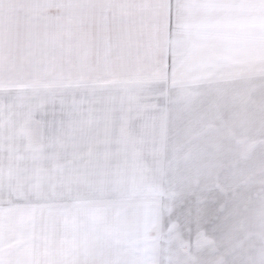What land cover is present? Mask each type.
<instances>
[{"label":"snow or ice","instance_id":"6c2138e0","mask_svg":"<svg viewBox=\"0 0 264 264\" xmlns=\"http://www.w3.org/2000/svg\"><path fill=\"white\" fill-rule=\"evenodd\" d=\"M188 8L189 0H160L157 15L146 23L145 45L131 72L133 87L120 95L89 99L90 115L105 122L118 117L119 142L124 149L141 143L147 145L149 141L155 149L158 131L171 118L172 100L165 90L185 77L191 61ZM50 23L47 17H42L43 31L25 40L0 37V60L20 62L30 69L22 76L30 84L29 91L14 96L3 93L0 103L6 111L20 110L30 124L50 130L40 147L5 149L6 155L0 158V264H111L92 256L57 262L29 261L21 258L20 249L8 248L13 239L27 245L36 235L54 238L62 222L67 228L83 212L97 217L106 213L130 216L136 204L135 191L122 184L120 168L109 166L107 155L97 152L81 155L79 151L69 152L65 146L61 137L65 120L56 119L57 112L61 117L65 112L64 96L45 85L69 80L70 75L48 71L56 63L60 48L49 36ZM222 36L219 26L200 30L198 43L208 50L205 66L209 72L219 63L214 48ZM99 71L105 79L123 74L111 63H105ZM44 89H48L49 101L41 110L42 118L37 120L29 101L32 94ZM49 115L53 119H46ZM190 196H195L198 205L217 209L208 223L213 220L223 223L218 213L226 207L227 189L218 180L198 184L192 194L181 200Z\"/></svg>","mask_w":264,"mask_h":264},{"label":"crops","instance_id":"0c3cea01","mask_svg":"<svg viewBox=\"0 0 264 264\" xmlns=\"http://www.w3.org/2000/svg\"><path fill=\"white\" fill-rule=\"evenodd\" d=\"M97 3L112 2L114 8L111 12L114 13V20L119 19L123 25L118 27L120 37L116 41V49L120 50L123 44L128 46L131 51L129 58L124 57L121 60L115 61V66L127 72L128 78L120 79H99L94 80L83 79L79 90L70 92L66 103V122H67V138L66 148L69 152L79 151L81 155H87L89 152H97L107 155V163L113 169L119 167L122 173L121 179L124 185L133 189L137 193L145 186L146 174L159 165H167L170 159V154L165 146L154 152L151 142L147 145L141 143L124 149L120 146L119 136L120 128L118 117H112L105 122L99 116H93L88 113L89 99L93 96L111 97L120 95L130 90L134 85V79L131 72L136 64L138 56L142 52L141 45H145V41L140 40L141 35H145L146 23L157 15V5L160 0H95ZM128 2V5L126 3ZM146 3H149V7ZM259 3L264 4V0H189L188 17L192 20V45L191 58L195 59L198 64L205 63L208 50L198 43L200 38V30L204 28H214L219 26L222 29L223 36L216 41L214 51H223L225 54H230L232 59L241 51V56L246 54V62L249 61V51L264 50V23L261 26L263 29L258 30L250 40L248 32L251 27L249 22V7L250 4L259 6ZM119 4V5H118ZM140 4V7H139ZM264 9L261 10V18H264ZM100 14L104 13L101 9ZM137 20H140L139 22ZM146 20V22H142ZM258 23V22H257ZM258 27V24H254ZM142 41V42H141ZM253 45H258L253 47ZM260 45V46H259ZM140 54L134 50H139ZM200 52H203L202 55ZM237 53V54H236ZM119 55V54H118ZM90 54L84 61V67H91L102 63L98 59L91 62ZM201 61V62H199ZM90 62V63H88ZM118 62V63H117ZM90 69L88 73H90ZM125 73L118 75L122 77ZM243 78L240 75H225L219 74L216 71L206 75L203 81L198 79L190 81L191 87L204 89L205 92L211 91L215 94L218 87H223L227 90L228 97L236 96L241 103L252 102L255 98H259V94L250 95L246 90V95H237L244 93L246 86H237L239 81L244 82L245 78L250 75L245 74ZM220 77V79H217ZM255 78L264 79V75L254 76ZM88 84H87V82ZM73 88V86H72ZM67 93V92H66ZM71 97V98H70ZM206 102V101H205ZM73 137L76 138L75 142ZM202 164L204 170L210 175L216 173L221 167V158L214 154L211 150L203 155ZM210 180H216L215 174L210 177ZM169 193L160 195H149L144 198H137L134 212L130 216L116 213H106L99 217L90 212H83L79 217L73 219L71 224L66 228L65 243L66 252L65 259L75 256L88 257L92 256L97 259H102L107 262H122V264H175V261L186 255L184 243H187L178 236H173L171 243L162 239L156 241L149 240V235L152 233L158 234L162 223L157 221V214L154 213V202L161 196L162 202L167 199ZM157 196V197H155ZM195 198L191 196L188 200ZM181 204L187 205V210H193L190 202ZM176 204L168 201L161 206L165 217H171V220L176 221L175 224L167 223V231L170 224L175 228L180 229V219L177 218V212L181 210ZM198 209V208H197ZM196 209V210H197ZM145 211L143 220L146 223H138L135 217ZM175 215L172 217V215ZM159 220V219H158ZM165 231L162 230L161 233ZM180 231L176 233L180 234ZM210 238V237H209ZM199 239V238H196ZM196 239L192 242H196ZM214 239V238H210ZM209 239L208 244L211 242ZM58 238H50L47 243L56 244ZM202 240V238H201ZM181 246V247H180ZM190 253V252H189ZM54 258L56 256H53Z\"/></svg>","mask_w":264,"mask_h":264},{"label":"rangeland","instance_id":"374dc122","mask_svg":"<svg viewBox=\"0 0 264 264\" xmlns=\"http://www.w3.org/2000/svg\"><path fill=\"white\" fill-rule=\"evenodd\" d=\"M146 4L149 7V3ZM259 4V6L250 4L249 7V22H251V27H249L248 32L250 34V40L253 39L254 34L257 33L258 30L263 29L261 26L264 23V18H261V10L264 9V4ZM126 5H128V2ZM113 8L114 3L112 2L97 3L95 0H0V37L7 36L14 40H25L30 36H37L43 31L42 17H47L48 20L51 21L48 27L49 36L60 45V48L57 53L56 63L53 67L49 68L48 71L67 72L70 75V79L60 82L54 81L50 85H45V87L56 88L64 96L65 112L63 117H61V113L57 112L56 119L59 120L63 118L65 120L64 130L61 131V137L65 141V146L67 138L66 103L68 96H72L69 95V93L72 92V90H79L83 79L94 80V82L101 79L102 73L99 69H101L105 63L114 65L115 61L118 60H121V63L124 57L128 59L131 53L128 46L123 43L119 51L116 49V41L120 37V30L118 27L123 25L120 23L119 19L114 20V13L111 12ZM99 9L104 13L100 14L98 11ZM137 21L139 22L140 20ZM189 21L190 24H192L190 18ZM142 22H146V20H142ZM253 23L258 24V27H254ZM137 37L145 41V35H139ZM257 46L258 45H253V47ZM140 47L143 49L144 46L141 45ZM140 47L138 51L134 50L132 53L137 52L140 54ZM200 53L202 55L203 52ZM247 53H249L248 62L245 60V53L241 56V51H238V55H235V59H232V56H228L230 54H225L223 51H214V55L219 63L212 72L217 70L221 75L235 74L240 75V78L246 77L243 76L245 74L250 75L248 78L244 79V82L239 81L235 85L239 87L246 86L244 89L248 90V94L252 96L261 92L262 83H264V79L254 77H262L264 75V50H251ZM89 54L91 58H94L91 62L100 59L102 63L89 68L84 67L83 60L88 57ZM189 67L191 71L199 73L198 76L191 78V82L196 79H198V81H203L207 78L206 75L210 74L206 69L205 63L198 64L193 58H191ZM75 69H79L82 73H88L90 69V73L95 74V76L90 78L86 75H73L72 72ZM29 70L26 64L0 60V99H2L3 93L14 96L28 92L30 84L25 81L22 76L23 73ZM122 72L125 73L122 77L118 78L117 76H112L106 78V80L114 78L124 79L130 76L124 70H122ZM197 88L198 87L194 89ZM258 100L259 98H255L251 103H258ZM57 107L59 108V105H57ZM39 119L40 117L38 116L37 120ZM46 119L51 120L53 117L49 115ZM49 134V129H44L37 124H30L24 118L20 110L6 111L3 103H0V158L6 155L5 149L24 150L30 146L40 147L42 138ZM214 174L215 172L210 175V177ZM167 196L169 197H167L166 200L164 199L163 202L161 196L157 200H152L155 203L154 213L157 214V218L159 219H157V221L162 223V226L158 234L154 232L149 235L148 239L153 241L158 239H162L165 242L170 241L168 242L169 245L174 246L175 244L171 243V240L173 236H178L187 242L184 243V247H182L185 249L186 254L195 252L197 249H208L201 247L194 241L192 244L191 242L196 238H202V245H204L210 238H214L213 230L220 225V221L213 220L212 223H208L207 221L210 217L217 214V209H209L206 204L198 205L196 198L188 200L191 196L186 200H181V196L174 192H169ZM166 201L181 206L179 207L181 210L177 212V218H179L181 222V231L180 229L177 230V228L172 225L170 228V224H168L169 227L167 231V223L171 221V224L176 225V221L171 220L170 216H167V218L165 217L161 206ZM184 202H190L193 210H187V205L181 204ZM144 214L145 211L135 217L138 223H146V221L143 220ZM218 214L221 218H224L223 212H219ZM174 215L175 213L172 217ZM162 230L165 231L161 233ZM176 231H180V234L176 233ZM65 232L66 228L62 222L60 230L55 235V237L58 238L56 244L46 242L51 237L46 238L41 235H36L27 245H22L20 240L13 239L8 245V248L9 250L20 249L21 258L24 260H40L47 262L62 261L65 260L66 252ZM53 256L56 257L54 258Z\"/></svg>","mask_w":264,"mask_h":264},{"label":"clouds","instance_id":"9594fccd","mask_svg":"<svg viewBox=\"0 0 264 264\" xmlns=\"http://www.w3.org/2000/svg\"><path fill=\"white\" fill-rule=\"evenodd\" d=\"M72 74L95 76L79 69ZM198 75L188 67L182 80L166 88L171 118L158 131L156 142L159 149L167 147L170 159L146 174L145 186L136 196L169 192L189 196L198 184L210 181L202 160L211 150L221 158L216 180L227 189L223 223L213 230L210 248L190 252L175 264H264V83L258 103H241L236 96L229 98L223 87L215 94L192 88L190 80ZM237 95H246V89ZM48 101V89L31 95L29 105L36 119L42 118Z\"/></svg>","mask_w":264,"mask_h":264},{"label":"flooded vegetation","instance_id":"af4514ba","mask_svg":"<svg viewBox=\"0 0 264 264\" xmlns=\"http://www.w3.org/2000/svg\"><path fill=\"white\" fill-rule=\"evenodd\" d=\"M210 240H211V239H210ZM192 243H194V242H191V244H192ZM196 243H198L201 247H204V248H210L211 245H212V240H211L210 243L202 245V240H201V238H199V239H196ZM186 247H187V246H186Z\"/></svg>","mask_w":264,"mask_h":264}]
</instances>
